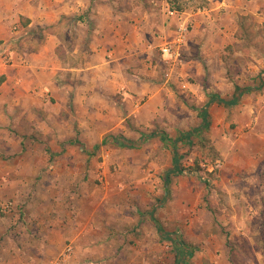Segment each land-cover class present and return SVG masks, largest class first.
I'll use <instances>...</instances> for the list:
<instances>
[{"label": "crops", "instance_id": "crops-1", "mask_svg": "<svg viewBox=\"0 0 264 264\" xmlns=\"http://www.w3.org/2000/svg\"><path fill=\"white\" fill-rule=\"evenodd\" d=\"M205 1L208 6L192 8L184 0L176 7L162 0V9L149 12L139 10L145 4L142 0H0V148L23 152V165L35 167L34 175H23L19 182L37 181L41 172L39 181L45 182L21 191L18 200L25 215L10 214L16 200L0 201V211L9 212L8 225L0 233V264H147L156 243L176 236L157 218L158 205L145 211L133 205L134 215L126 214L118 198V212L89 218L77 205L82 197L52 188L51 182L61 178L54 165L46 172L41 168L53 156L83 147L74 139L78 132L83 133L78 139L86 133L105 134L100 141L84 139L94 144V150L107 134L124 132L127 139L134 138L129 137L133 129L125 119L134 118L138 127L153 122L166 98L164 92L169 95L167 83L191 74L193 66L202 75L201 61L207 65L216 55L218 36L210 34L208 22L222 16L224 9L234 19L239 10L258 15L261 10L250 5L252 0ZM188 23L194 27L189 40ZM181 33L184 39L175 44ZM196 38L203 58L202 52L191 54ZM166 44L174 45L173 54L162 53ZM181 50L191 55L186 59ZM254 84L249 86H258ZM120 91L126 96L118 97ZM141 99L145 102L138 110ZM62 133L71 135L66 137L71 138L69 144L58 143ZM43 134L51 136L44 147L48 158L34 137L41 140Z\"/></svg>", "mask_w": 264, "mask_h": 264}, {"label": "rangeland", "instance_id": "rangeland-1", "mask_svg": "<svg viewBox=\"0 0 264 264\" xmlns=\"http://www.w3.org/2000/svg\"><path fill=\"white\" fill-rule=\"evenodd\" d=\"M142 1L145 4L139 5L140 11L141 7L149 12L163 7L160 4L162 0L157 3ZM170 1L176 7L181 0ZM184 2L192 8L208 6L205 0ZM249 3L255 9L261 7L259 15L249 11L240 13L239 10L234 19L224 9L222 16L208 22L210 34L218 36L215 41L216 55L207 65L206 61H201L202 75L197 74L193 66L192 73L185 75L186 78L181 76L180 81L167 83L169 95L164 92L166 98H163L158 117L153 122L139 123L138 127L132 117L124 121L132 126L133 133L128 134L136 141L141 132L155 130L167 133L174 140L181 132L200 126L202 120L198 112L208 101L210 93L231 98L239 87L254 83L260 85L256 91L245 93L239 104L233 107L222 102L210 106L212 123L205 133V145L195 136L193 144L178 148L183 155L182 165L191 170L172 176L170 184L164 182L166 173L172 167L170 146L173 143L164 142L161 134L150 137L140 148L118 147L110 140L94 150V144L84 139L100 141L104 133H86L78 139L83 134L80 132L74 134V139L82 142L83 147L76 145L77 149H71L68 154L61 152L43 163V167H38L46 172L53 164L61 178L51 182L52 188L69 190L75 197H82L83 201L79 199L77 205L83 212H88L89 218L103 219L117 211L119 207L115 202L120 200L118 198L122 199L126 214L134 215V210H131L133 205L139 211L158 205L156 216L161 223L164 221L162 226L172 229L177 233L174 237L194 250L191 256L184 259L180 255L182 261L178 263L180 256L172 234L171 239L160 240L154 245V257L147 264H264V73H261L264 70V0ZM202 26L203 22L198 28ZM187 28L188 38L194 27L188 23ZM191 34L194 37L199 35L197 32ZM196 39L197 44L192 42L191 54L200 55L202 52L203 58L199 38ZM183 54L186 59L191 55L181 50ZM164 74L161 72L166 80ZM258 77L260 80H257ZM186 83L188 85L184 86ZM117 95L126 96L123 91ZM144 102L141 99L138 110ZM120 133L124 135V132ZM12 137L20 140L18 134H12ZM34 137L42 143L43 157L46 156L48 150L44 147L49 145L51 136L43 134L41 140ZM66 137L71 135H58V143L69 144L71 138ZM25 141L30 142L27 138ZM211 146L213 150L208 149ZM151 155L155 156L154 159L150 158ZM24 157L23 152L12 154V151L0 148V201L16 200L17 204L10 214L18 217L25 215L23 204L18 200L21 191L25 188L28 192L33 190L32 187L38 188L45 183L39 181L42 172L37 181H18L23 175H34L35 167L23 165ZM167 185L169 195L166 194ZM157 192L162 193L160 197L155 196ZM78 206L72 207L77 209ZM8 214L0 211V233L8 225ZM152 225L157 230V225Z\"/></svg>", "mask_w": 264, "mask_h": 264}, {"label": "trees", "instance_id": "trees-1", "mask_svg": "<svg viewBox=\"0 0 264 264\" xmlns=\"http://www.w3.org/2000/svg\"><path fill=\"white\" fill-rule=\"evenodd\" d=\"M262 73H264V71ZM259 88H260L259 85L255 87H250V86L245 87V88L239 87L238 92L232 98H223V97H220L218 93H211L209 95V100L207 101V103L199 109L198 114L202 120L200 126L197 128H192L189 131L181 132L178 135V137L175 138L174 140L173 139L170 140L167 133H158L157 131H152L151 133L141 132V136L138 141L133 140V139H127L123 134H118L116 136H109V137L104 138L102 140V144H106L108 141L112 140L116 145L121 146V147L140 148L144 141H146L150 137H154V136H157L158 134H161L160 136L164 140V142H167L168 144L170 143V141H172L173 143L170 146V149L172 150V154H173L172 167L168 170V172L165 175L166 183L169 184L171 182L172 176H179V175L184 174L187 170H191L190 167L187 168V167H184V165H182L181 160L183 158V155L179 153V150H178L179 146L193 144V139L195 138V136L198 137L199 139L198 141H200L203 145H205V142H206V139L204 138L205 133L210 129V126L212 123L211 114L209 111V108L212 105V103H214L215 101H219V102L226 104L229 107H233L239 104L241 97L245 93L253 92L254 90L259 89ZM99 146L100 145L98 144L95 147V149H98ZM213 148L214 147L211 146L208 149L213 150ZM167 237H169V235H167ZM172 240L177 246L176 248H177V251L179 252L178 255L179 256L182 255V259H184L186 256L189 257L193 254L194 248H191L189 245L184 243L181 239L172 238ZM180 261H182L181 256H180V259L178 260V263Z\"/></svg>", "mask_w": 264, "mask_h": 264}, {"label": "built area", "instance_id": "built-area-1", "mask_svg": "<svg viewBox=\"0 0 264 264\" xmlns=\"http://www.w3.org/2000/svg\"><path fill=\"white\" fill-rule=\"evenodd\" d=\"M184 31L187 30V28L183 29ZM183 31V32H184ZM184 39L183 34L181 33L178 39L175 41V44L180 43ZM162 53L166 54H173L174 52V45L166 44L164 47L161 48Z\"/></svg>", "mask_w": 264, "mask_h": 264}]
</instances>
